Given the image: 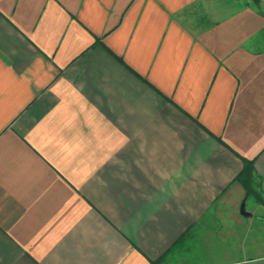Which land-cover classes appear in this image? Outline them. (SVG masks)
Wrapping results in <instances>:
<instances>
[{"label":"crops","instance_id":"0c3cea01","mask_svg":"<svg viewBox=\"0 0 264 264\" xmlns=\"http://www.w3.org/2000/svg\"><path fill=\"white\" fill-rule=\"evenodd\" d=\"M260 211L264 0H0V264H253Z\"/></svg>","mask_w":264,"mask_h":264},{"label":"rangeland","instance_id":"374dc122","mask_svg":"<svg viewBox=\"0 0 264 264\" xmlns=\"http://www.w3.org/2000/svg\"><path fill=\"white\" fill-rule=\"evenodd\" d=\"M256 198L250 196L246 202V212L250 213L253 211ZM254 219L249 220V227L252 229L253 241H248L243 247L245 252H243V258H249L250 256L259 257L260 260L253 262V264H264V220L261 218L263 216L260 211Z\"/></svg>","mask_w":264,"mask_h":264},{"label":"trees","instance_id":"16d2710c","mask_svg":"<svg viewBox=\"0 0 264 264\" xmlns=\"http://www.w3.org/2000/svg\"><path fill=\"white\" fill-rule=\"evenodd\" d=\"M255 1L257 2V0H255ZM249 167H250V164L247 163L245 166V169H244V174H243L245 176V179L248 181V183H249V177H250ZM247 195H248V197L252 196V189L248 188Z\"/></svg>","mask_w":264,"mask_h":264},{"label":"water","instance_id":"95a60500","mask_svg":"<svg viewBox=\"0 0 264 264\" xmlns=\"http://www.w3.org/2000/svg\"><path fill=\"white\" fill-rule=\"evenodd\" d=\"M241 214H242V216H244V217H250V214H248V213L246 212V201H244V202L242 203V206H241Z\"/></svg>","mask_w":264,"mask_h":264}]
</instances>
